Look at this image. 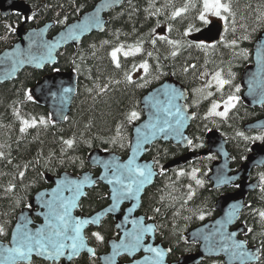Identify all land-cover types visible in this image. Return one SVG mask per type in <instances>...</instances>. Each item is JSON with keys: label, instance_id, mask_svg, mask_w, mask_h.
<instances>
[{"label": "trees", "instance_id": "16d2710c", "mask_svg": "<svg viewBox=\"0 0 264 264\" xmlns=\"http://www.w3.org/2000/svg\"><path fill=\"white\" fill-rule=\"evenodd\" d=\"M19 1L33 11L28 28L55 23L52 34H56L91 11L101 0ZM230 2L236 19L234 29H239L242 34L259 24L261 30L264 29V0ZM188 3L189 0H135L125 4L110 13L103 34L87 37L79 47L66 48L59 55V64L54 70H26L16 82L0 85V152L4 154L0 158V227L4 229L0 233L2 241L9 242L17 216L29 207L36 193L48 187V175L59 177L65 172L79 175L90 171L88 158L95 150L113 152L127 158L133 127L143 120L141 101L150 90L168 79H174L194 91L197 77L205 66L213 69L215 65L212 67V64L218 59L227 61L214 50L179 46L189 26L192 31L200 30L202 26L198 19L202 0H191L186 13L172 18L173 11ZM24 20L20 14L14 13L8 18L0 14V54L17 43V31ZM161 36L165 39H159ZM168 41L177 44L174 46ZM121 45L125 52H131L135 47L141 51L121 55L120 66L117 67L111 53ZM173 51L177 55L173 56ZM145 62L149 65L148 71L142 76H134L135 70L141 69L140 65ZM55 70H72L78 76V91L72 113L62 125L54 124L47 109L33 99H28L31 90ZM129 76L131 81L128 80ZM133 111L138 113V118L130 120ZM195 113L198 118L197 111ZM263 116L264 110L250 113L241 102L228 118L205 119L203 116L199 121L196 120L189 132L193 141L192 148L196 152L206 149L208 134L213 130L219 131L225 140H230V148L236 158L234 165L239 168L253 141L252 135L245 132V126ZM23 120L30 124L35 120V126L22 132ZM42 120L46 123H42ZM66 140H72L73 145L69 147L64 143ZM184 154L185 151L180 147L163 143L155 145L150 151L147 159L157 163L156 169L161 170L163 176L146 192L144 207L141 209V213L148 215L160 226V237L171 249L170 261L174 262L198 252L199 246L189 244L187 235L218 217L216 205L224 194L211 189L206 180L212 158L197 161L188 169L163 171L165 165ZM21 172L24 173L22 178ZM181 172L183 176H179ZM193 172L204 184L191 195L189 187L193 186V182L189 176L193 178ZM95 173L98 174V171ZM259 174L264 176V171ZM108 196L107 188L97 185L83 200L81 212L93 215L104 209L109 205ZM246 205L241 224L252 231H248L245 240L250 247L261 249L262 256L257 264H264V218L259 215L264 211V181L259 189L249 195ZM177 209L178 213L174 214ZM103 234L109 236L104 231ZM88 238L100 256L103 252L99 249L101 244L90 236ZM32 264L48 263L36 260ZM73 264L95 263L84 255ZM202 264L225 262L214 259L205 260Z\"/></svg>", "mask_w": 264, "mask_h": 264}, {"label": "water", "instance_id": "95a60500", "mask_svg": "<svg viewBox=\"0 0 264 264\" xmlns=\"http://www.w3.org/2000/svg\"><path fill=\"white\" fill-rule=\"evenodd\" d=\"M134 1L101 0L91 11L80 16L56 35L50 36L55 23H48L40 29L26 30L33 14L31 8L19 0H0V12L3 17L7 18L13 13L25 17V23L17 32V43L0 54V85L16 82L26 70L44 72L47 68H55L59 64L58 54L62 50L70 46L79 47L87 37L93 34H103L109 23L110 13ZM223 30V26L216 23L194 35L191 40L193 42H220ZM259 39L254 49L255 67L247 69L242 78L245 90L243 102L249 108L264 106V36ZM77 91V74L72 70L58 71L45 76L31 90V95L38 105L49 111L55 124L62 125L72 113ZM189 98L190 92L182 84L174 79L166 80L143 97L141 101L143 120L133 127L127 158L113 152L95 150L88 158L90 171L79 175L65 172L59 177L48 175L46 182L50 187L39 191L32 199L30 208L23 210L18 216L9 244L0 240V264H32L34 260L50 264H59L62 261L63 264H72L83 255L95 259L96 251L89 244L86 233L91 228L100 229L105 219L109 217L116 222V230L121 238L118 241H111L110 254L100 256L102 264H117L122 256H128L134 260L139 255H144V258L133 264H152L155 254L146 250L149 246L164 250L165 255L161 264H202L205 260L221 258L225 264H257L260 260L261 249L250 248L248 243L241 238L247 235L248 231L244 225H239V223L247 207L248 196L261 186V181L249 183V178L254 169L264 167V144L254 146L248 161L239 172L232 175L234 171L231 168L233 158L228 149V141L217 131L208 134L207 150L204 153H190L164 167V171L167 172L186 166L198 158L218 154L221 160L214 165L209 177V181L213 184V190L231 188L240 182L237 192L226 194L218 200L216 205L218 218L188 233V242L198 244L199 251L169 263L171 251L162 245H154L157 232L156 224L148 226L152 231L143 233L141 244L134 251L129 252L120 246L122 242L125 245L132 242V236L125 235L126 233H138L144 228L140 222L144 223L145 217H137V214L141 210L142 200L147 190L153 187L160 176L156 170V163L147 159L150 151L159 143L172 144L183 149H189L193 144L188 132L195 116L190 113L187 106ZM177 108H179V113H177ZM161 128L165 130L160 131ZM245 131H264V118L246 125ZM130 160L134 161V167L141 170H146L147 166L151 175L145 179L139 177L138 174H130L125 167ZM93 171H98V174ZM116 178L121 179L124 185L131 183L132 193L124 190L122 184L115 183ZM109 180L114 182L109 183ZM141 180L144 181L142 185L139 183ZM99 184L108 189L109 205L90 216L78 215L81 211V203L87 198L88 192ZM73 200L75 206L70 209V216L73 220L96 221L85 224L81 231L84 248L74 256L71 255V249L68 248L64 255L56 260L38 255L35 251L28 260L23 262L7 258L6 249L13 247L15 240L20 239L25 232L33 235L39 229H44L45 233L50 232L51 229L48 228L50 211L52 209L60 210L62 202ZM35 219H39L40 222H35ZM233 233L235 235H232ZM70 234L74 235L71 231ZM67 243L70 244L71 241H67ZM237 244H242L243 247L237 248ZM89 249H93L94 254ZM117 252L118 254H114ZM241 253H248V255H241ZM70 256L71 258H69Z\"/></svg>", "mask_w": 264, "mask_h": 264}, {"label": "flooded vegetation", "instance_id": "af4514ba", "mask_svg": "<svg viewBox=\"0 0 264 264\" xmlns=\"http://www.w3.org/2000/svg\"><path fill=\"white\" fill-rule=\"evenodd\" d=\"M230 1H232V0H224V2L230 3L232 12L234 14V11H233V8H232L233 5L231 4ZM234 20H236L235 19V15H234ZM216 23L220 24L224 28L223 21L218 20V19L211 20V23H209L207 25H205L201 21V24H202V26L200 27L201 29L200 30L191 31L188 35H185V38L183 37V41H182L181 45H179V46H187L188 48H195V49L199 48L200 50H206V49L207 50H214L217 53L223 55L222 59H226L227 60L225 62V61H222L221 59H218L216 61L217 64H215V66H214V64H212V67L214 66L213 69L208 67V66H205L204 70L201 71V73L197 77V81L198 80H200V81L203 80V85L200 86V85H198L196 83V88H195L194 91H193L192 88H190V89L187 88V90L190 92V98H189V101L187 102V105L189 107L190 113L194 114V116H195V119L193 120V122L191 124L189 132H190L191 128H193L192 125L196 123V120L198 119V121H199V119H202L203 116H204L205 119H215V118L216 119H219V118L225 119V117L207 116V114H209V112L211 111L213 103L220 104L218 99L219 98L223 99L222 95H226V98L224 99V101L230 95L238 96L240 99H239V101L237 103L239 104V102H241L242 104H244V106L247 109L250 110V113H256V112H259L261 110H264V106L263 107H256V108H249L248 106L245 105V103L243 102V95H244L245 90L243 89V84H242V78H243V74L245 73V71L247 69H249V68L255 67V63H254V49L256 48L257 41L260 40L259 38L261 36H264V29L261 30L260 24H259L257 26L255 25L254 27H250L249 29L245 30L244 34H242V32L239 29H234L235 24L233 23V17L230 16L229 17V22H228V30L226 32L223 30L220 42H214V43L206 42V41L193 42L191 40V38L194 35L198 34L202 30L207 29L208 27H210L211 25L216 24ZM190 34H191V36H190ZM233 41H235V44L232 43ZM201 45H203V46H201ZM207 45H212V46L208 47ZM221 71L223 72L221 78L224 79V80L229 81V83L225 84L221 90H218L216 81L213 80V76H215V74L218 73V72L221 75ZM207 83L208 84L211 83L212 86L208 87ZM237 87H239V89H240L239 92H236V88ZM196 91H198L197 95H196ZM209 93H211V95H209ZM224 101L221 100V104H223ZM237 103H236V106H238ZM234 108L229 110L227 118L229 117L230 113L234 110ZM222 109H224V108L222 107ZM196 111H197V114H198V118H197L196 113H195ZM263 118H264V116L261 117V118L255 119L253 121H250L249 124L253 123V122H256V121H258L260 119H263ZM230 126H233V125L230 123ZM213 131H216V130H213ZM245 132L247 134H249V135H252L251 136L252 139L255 138V137H260V135H262L264 137V131H245ZM260 143L263 145L264 144V139H262V140L261 139H253L252 144L250 142V147L247 150L246 157L241 160V165L239 166V168H236L235 165H234V163L236 162V158L234 157V154L232 152V148H230V140H228V149H229V151L231 153V156L233 158V163H232L231 168L234 171L232 172V175H234V174H236L237 172L240 171L241 167L248 161V157L252 153V147L256 146V145H259ZM165 145H167V144H165ZM175 147H180V146H175ZM192 147H193V144H192V146L189 149H183V148L180 147L182 150L185 151V154L183 156L188 155L190 153H195V154L204 153L207 150V145H206V149L201 150V151H197V152L194 151ZM209 158L210 159L212 158L213 161H212L211 167L209 169L210 173L208 174L206 180H207L208 184H210L211 189H213V184L209 181V177L212 174V170H213L214 165L216 163L220 162V160H221V158H220V156L218 154H213V155H209L207 157L198 158V159L190 162L186 166L179 167V168H174V169H171V170L188 169L192 164L196 163L197 161H200L202 159H209ZM237 159H239L238 155H237ZM156 165H157V163H156ZM164 167H163V171H164ZM191 169L196 172L195 168L192 167ZM171 170H169V171H171ZM157 171L160 174L159 178H157V179H160L163 176L162 171L159 170V169ZM260 171H264V167L263 168H256V169L253 170V172L251 173L250 178H249V183L254 182V181H261L260 178H261L262 175L259 174ZM179 176H183V175L179 174ZM189 178L193 182L192 183L193 186L189 187L190 193H191V195H193L195 193L197 187H201L204 183L197 184L195 179H193L190 176H189ZM196 178H198V177L196 176ZM239 184H240V182L237 183V186H234V187H231V188H224V189H220V190H214V191H221L225 195L229 194V193H235V192H237L239 190ZM155 185H156V182H155V184L153 186H155ZM261 185H262V181H261ZM47 186H48L47 188L50 187L49 184H47ZM105 188H107V187H105ZM149 190H147V191H149ZM224 194H223V196H225ZM143 207H144V198L142 200V205H141L140 209H143ZM175 213H178V209L176 211H174V214ZM138 216L145 217L144 223L141 224L144 228H148V226H151L152 224H156L157 225L158 232H157V236H156V239H157L156 240V244L162 243L164 248H168L163 243V240L160 237L161 233H160V226L158 225V223L156 221H153L151 218H149L148 215H145V214L141 213V210L137 214V217ZM103 231L106 234H108L109 236H105L103 234ZM93 233H99L101 236L103 235L102 236L103 237V241L97 240L96 237L93 235ZM87 235L90 236L96 243L98 242V243L101 244V245H99V249L101 251H103V252L100 251L101 252L100 256L110 254V252H111V250H110L111 241H113V240H117L118 241L121 238L119 232L116 230V222L111 217L105 219V221L103 222V224H102V226L100 228V232H99V230H89ZM96 252H97V250H96ZM97 255H98V252H97ZM170 256H171V254H170ZM170 256H169V260L168 261L169 262H174V261H170ZM142 258H143V255L135 257L134 260H131L128 256H122V257L119 258L117 264H133L135 261H139ZM88 259H90V258H88ZM34 261H36V260H34ZM92 261L95 264H102L101 261L98 258L92 259ZM44 263H47V262H44ZM63 263L64 262L62 261L59 264H63ZM48 264H50V263H48Z\"/></svg>", "mask_w": 264, "mask_h": 264}, {"label": "snow or ice", "instance_id": "6c2138e0", "mask_svg": "<svg viewBox=\"0 0 264 264\" xmlns=\"http://www.w3.org/2000/svg\"><path fill=\"white\" fill-rule=\"evenodd\" d=\"M191 5V0H189L188 4H185L184 7L173 11L172 18L175 19L178 16H181L183 13H186L188 11L189 6ZM194 6V5H193ZM209 16H214L219 18L221 21H223L224 24V31L226 32L228 30V22L229 17H233V23H235L234 20V14L232 12L230 3L224 2V0H202V8L199 12L198 19L202 21L205 25L211 23L209 20ZM171 29H169L170 31ZM192 31V27L189 26V29L187 32H185V35H188ZM246 38V37H245ZM159 39L164 40L165 37L161 36ZM153 44L156 43L155 40L152 41ZM169 44H173L174 46L177 44L175 41H168ZM235 44V41L232 42ZM203 46V45H201ZM208 47H211L212 45H207ZM123 50V46L116 48L114 51H112L111 56L112 59L116 62V66L119 67V60L117 57V54ZM141 49L139 47H135L132 49L131 52H124V55H130L132 52H140ZM149 56H151V53H148ZM172 55L175 56L177 53L175 51L172 52ZM141 68L145 70V72L148 71L149 65L147 62L140 65ZM128 80L131 81V77H128ZM213 80L216 81L218 90H221L223 86L229 81L224 80L221 78L220 73H216L215 76H213ZM208 87H211V83L207 85ZM239 87L236 88V92H239ZM211 95V93H209ZM28 99L31 100L32 96L31 94L28 95ZM239 97L236 95H230L227 100L224 101L223 107L224 111L217 112L216 109L220 107L219 104L213 103L212 109L209 114H215L218 116H222L227 118L228 112L230 109L234 108L236 106V103L239 101ZM177 113H179V108H177ZM18 115V113H17ZM138 113L133 111L130 114L129 119H137ZM183 119V117H181ZM42 123H46V121H41ZM24 127L21 128V131H25L26 128L35 126L36 121L33 120L31 124L27 120L22 121ZM177 123L179 124L180 121L178 120ZM164 128H161L160 131H164ZM139 132V129H137ZM239 135H243L242 133H239ZM247 139V138H246ZM253 139H264V137H255ZM69 147L73 145L72 140H66L64 141ZM191 143V141H189ZM139 144V142H138ZM3 153L0 152V158L3 157ZM10 162V161H9ZM134 161L130 160L128 164L125 166L130 174H138L139 177H144L147 179V176L151 175L150 170H141L138 167H134ZM183 175V173H180ZM24 173L21 172L20 176L23 177ZM193 179H195V172H193ZM261 180L264 181V176L261 177ZM113 180H109V183H113ZM115 183L122 184L123 189L126 190L128 193H132V184L124 185L123 181L119 178L115 179ZM135 183V181H134ZM139 183L142 185L144 183L143 180L139 181ZM197 184H202L203 181L196 180ZM78 190V189H77ZM115 194V190H114ZM75 206L74 200L68 201V202H62L60 204V210L52 209L49 213L50 220L48 223V228L51 229L50 232L45 233L44 229L37 230L36 234L33 235L31 233L25 232L24 235L20 238L15 240V245L11 248L6 249V252L8 253V259L17 261V262H23L28 260L33 252L35 251L38 255H44L49 259L56 260L59 257L63 256L65 253V250L70 248L71 249V255H76L82 248L85 247L83 237L81 236V231L85 224L87 223H94L96 221H86V220H73L70 216V209ZM155 211L159 212V209H156ZM261 218H264V211L259 213ZM201 219L203 217L201 216ZM136 223L135 221L133 222ZM143 224V221L140 222ZM4 229L0 227V233H3ZM71 233H74V235H71ZM152 229L150 227L148 228H142L138 233H126L125 235H131L132 236V242L128 245H125L123 242L121 243V247L125 248V250H128L129 252L134 251L137 247L140 246L143 233L144 232H151ZM247 231L251 232L252 229L248 228ZM93 235L96 237L97 240L103 241V237L99 233H93ZM232 235H235L234 233ZM67 241H71L70 244L67 243ZM237 248H242V244H237ZM148 252H152L155 254V259L152 260V264H161V262L164 259V250L160 248H153L148 247L146 249ZM89 251L93 252V249H89ZM168 251H171V249H168ZM114 254H118L114 253ZM241 255H248V253H241ZM71 258V256L69 257ZM149 259V258H146Z\"/></svg>", "mask_w": 264, "mask_h": 264}, {"label": "rangeland", "instance_id": "374dc122", "mask_svg": "<svg viewBox=\"0 0 264 264\" xmlns=\"http://www.w3.org/2000/svg\"><path fill=\"white\" fill-rule=\"evenodd\" d=\"M213 19H218V20H220L219 18H217V17H214V16H209V20L211 21V20H213ZM190 36H191V34H190ZM229 40V39H228ZM124 50H122L121 52H119L118 54H117V57H118V60H119V58H120V56L121 55H124ZM120 61V60H119ZM214 65L215 64H217V62H214L213 63ZM219 64V63H218ZM146 72L141 68V69H137V70H135V73H134V76H142L143 74H145ZM222 74H223V72L221 71V76H222ZM197 84L198 85H203V80L202 81H200V80H198L197 81ZM208 84V83H207ZM197 92L198 91H196V95H197ZM222 98L223 99H221V98H219L218 100H219V102H220V107L219 108H217L216 109V111L217 112H222V111H224V109H222V107H223V104H221V100H223L224 101V99L226 98V95H222ZM227 100V99H226ZM218 104V103H217ZM224 108V107H223ZM212 109V108H211ZM210 113V112H209ZM207 116H217V117H222V116H218V115H215V114H207ZM196 173H198L199 174V171H197L196 170ZM195 180H198V178H195ZM185 242H186V240H185Z\"/></svg>", "mask_w": 264, "mask_h": 264}, {"label": "bare ground", "instance_id": "6f19581e", "mask_svg": "<svg viewBox=\"0 0 264 264\" xmlns=\"http://www.w3.org/2000/svg\"><path fill=\"white\" fill-rule=\"evenodd\" d=\"M246 241V240H245ZM247 242V241H246ZM248 243V242H247ZM195 244V243H194ZM198 245V244H197ZM199 246V245H198ZM248 246H249V244H248ZM250 247V246H249ZM250 248H253V247H250ZM198 251H199V249H198ZM143 257H144V255H143ZM222 259V258H221ZM209 260H214V259H209ZM215 260H218V259H215ZM223 260V259H222ZM260 261V260H259Z\"/></svg>", "mask_w": 264, "mask_h": 264}]
</instances>
